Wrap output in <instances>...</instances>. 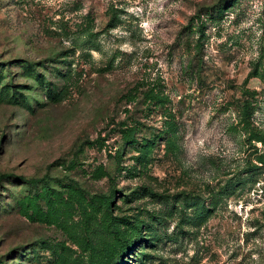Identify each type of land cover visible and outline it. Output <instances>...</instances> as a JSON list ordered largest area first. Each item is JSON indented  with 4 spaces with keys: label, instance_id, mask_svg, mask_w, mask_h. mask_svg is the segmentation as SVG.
I'll list each match as a JSON object with an SVG mask.
<instances>
[{
    "label": "rangeland",
    "instance_id": "374dc122",
    "mask_svg": "<svg viewBox=\"0 0 264 264\" xmlns=\"http://www.w3.org/2000/svg\"><path fill=\"white\" fill-rule=\"evenodd\" d=\"M0 264H264V0H0Z\"/></svg>",
    "mask_w": 264,
    "mask_h": 264
},
{
    "label": "trees",
    "instance_id": "16d2710c",
    "mask_svg": "<svg viewBox=\"0 0 264 264\" xmlns=\"http://www.w3.org/2000/svg\"><path fill=\"white\" fill-rule=\"evenodd\" d=\"M26 181L30 182V183H37V182L41 181V179L31 178V179H27Z\"/></svg>",
    "mask_w": 264,
    "mask_h": 264
}]
</instances>
